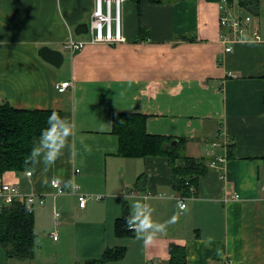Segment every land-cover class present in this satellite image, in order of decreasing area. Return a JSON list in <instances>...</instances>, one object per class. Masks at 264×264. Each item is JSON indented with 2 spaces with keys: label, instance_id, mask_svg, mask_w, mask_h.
Returning <instances> with one entry per match:
<instances>
[{
  "label": "crops",
  "instance_id": "0c3cea01",
  "mask_svg": "<svg viewBox=\"0 0 264 264\" xmlns=\"http://www.w3.org/2000/svg\"><path fill=\"white\" fill-rule=\"evenodd\" d=\"M220 2L125 0L126 40L88 42L72 53L69 38H90L76 36L75 30L90 24L94 0H0V101L60 109L74 125L63 155L49 170L33 165L28 175V170L0 167V180L46 200L34 208V257H10L0 246V264L83 263L115 246H125L126 254L105 264H171V243L186 247L187 264L226 259L264 264V0L260 15L237 0L230 5L235 13L253 17L229 52L221 40L228 28L219 22ZM42 46L63 51L61 66L40 55ZM66 80L72 85L59 91L56 84ZM118 111L147 114L148 132L183 139L185 153L205 158L208 170L195 192L183 196L185 211L177 207L167 156L118 154L112 127ZM210 149L225 153L226 160L210 166ZM53 178L63 186L71 179L79 191L103 198L91 197L80 207L72 189L64 186L66 192L57 193ZM125 196L149 204L154 221L178 218L148 245L136 234L119 237L115 221L133 202ZM210 236L213 242L206 245Z\"/></svg>",
  "mask_w": 264,
  "mask_h": 264
},
{
  "label": "trees",
  "instance_id": "16d2710c",
  "mask_svg": "<svg viewBox=\"0 0 264 264\" xmlns=\"http://www.w3.org/2000/svg\"><path fill=\"white\" fill-rule=\"evenodd\" d=\"M161 1V0H154ZM230 5L236 0H227ZM238 4L250 13L260 15L261 0H237ZM144 29L140 27L139 34ZM188 37V36H187ZM56 112L62 117L60 109L55 108H20L8 101H0V167L2 172L26 171L33 168L25 163L34 147V138L49 127L48 117ZM148 116L136 111H118L113 113V132L118 136V154L126 157H146L165 155L172 168V186L179 196H189L195 192L200 175L208 170L204 157H193L185 153L184 140H176L171 135L155 134L147 131ZM231 146L230 144L228 145ZM229 149V148H228ZM143 176L138 178V185ZM130 214L126 205L124 212L115 221V233L119 237L133 236L135 232L128 229L125 218ZM34 211L25 203L15 200L4 204L0 210V246L4 247L10 257L18 259L33 258L36 251ZM125 246L107 247L101 256L90 258L83 263L105 264L119 260L126 254ZM170 263L187 264L186 247L171 243Z\"/></svg>",
  "mask_w": 264,
  "mask_h": 264
},
{
  "label": "built area",
  "instance_id": "2783aa9c",
  "mask_svg": "<svg viewBox=\"0 0 264 264\" xmlns=\"http://www.w3.org/2000/svg\"><path fill=\"white\" fill-rule=\"evenodd\" d=\"M125 0H94V9L92 12L91 22L89 24L90 38L88 40H75L69 38L66 46L73 53L75 50L81 49L88 42H108L117 43L125 41L126 37L123 33V22H122V10L123 3ZM220 8L222 14L220 16L219 22L221 26L227 27L228 30L225 31L221 40L224 44V51L229 52L234 48V43L243 38L248 31V25L252 20L250 15L241 16L235 13L227 0H221ZM254 35L256 38H261L259 30H255ZM72 85L69 80L60 81L56 84L59 91L63 92L67 90ZM226 146L229 142L225 143ZM216 145V142L213 143ZM209 153L212 154V159L209 162L210 166H219L226 160L227 155L218 154L214 149H210ZM80 169L77 168L76 171ZM28 175H32V170L27 171ZM53 181V180H52ZM51 181L53 188L56 189L57 193H65L63 183L54 185ZM76 187L72 188V192L77 194L80 207H85L89 198L94 197L98 200L103 198V194H89L79 191L80 185L75 183ZM179 201L185 203L184 197L179 196ZM15 200H20L25 203L26 207L30 211H34L36 204L43 206L46 203L45 197L42 194L36 192L25 193L20 187L10 181V180H0V210L4 204H9ZM186 204V203H185ZM57 215V214H56ZM54 238H57V232H53ZM224 264H235L231 259L224 260Z\"/></svg>",
  "mask_w": 264,
  "mask_h": 264
},
{
  "label": "clouds",
  "instance_id": "9594fccd",
  "mask_svg": "<svg viewBox=\"0 0 264 264\" xmlns=\"http://www.w3.org/2000/svg\"><path fill=\"white\" fill-rule=\"evenodd\" d=\"M47 123L49 127L41 131L40 138L25 163H31L34 166L43 164L44 168L49 170L63 155V149L68 145V138L73 134L74 125L67 117H61L56 112L48 117ZM84 150L91 152L88 146H84ZM47 182V179H45L44 183L47 184ZM61 182L59 178H53L52 181L54 185ZM64 186L69 189L76 187L75 182L71 179L64 182ZM125 199L133 200L130 214L125 218V223L129 230L135 232L137 239L143 240L145 245L150 244L157 234L165 233L169 224L175 222L178 218V216H173L170 221H154L152 218L153 209L149 204L129 196H125ZM177 207L181 211H185L187 205L183 201H177ZM213 239L211 236L208 237L205 244L211 245ZM217 255L222 256L219 249Z\"/></svg>",
  "mask_w": 264,
  "mask_h": 264
},
{
  "label": "water",
  "instance_id": "95a60500",
  "mask_svg": "<svg viewBox=\"0 0 264 264\" xmlns=\"http://www.w3.org/2000/svg\"><path fill=\"white\" fill-rule=\"evenodd\" d=\"M89 24L87 22L80 23L76 27V33H87ZM40 55L55 66H61L64 61V53L61 50L51 48L49 46H42L40 48Z\"/></svg>",
  "mask_w": 264,
  "mask_h": 264
},
{
  "label": "rangeland",
  "instance_id": "374dc122",
  "mask_svg": "<svg viewBox=\"0 0 264 264\" xmlns=\"http://www.w3.org/2000/svg\"><path fill=\"white\" fill-rule=\"evenodd\" d=\"M261 5H262V3H261ZM245 15H246V12L243 13V16H245ZM251 16L253 17L252 14H251ZM260 18H261L262 20H264V19H263V18H264V15H261ZM89 34H90L89 32H88V33H81V34L76 35V36H87V35H89Z\"/></svg>",
  "mask_w": 264,
  "mask_h": 264
}]
</instances>
